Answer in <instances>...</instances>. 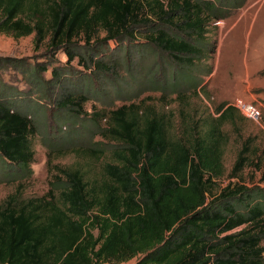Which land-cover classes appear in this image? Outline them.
I'll return each instance as SVG.
<instances>
[{"label": "trees", "instance_id": "16d2710c", "mask_svg": "<svg viewBox=\"0 0 264 264\" xmlns=\"http://www.w3.org/2000/svg\"><path fill=\"white\" fill-rule=\"evenodd\" d=\"M225 14L209 0H0V33L34 34L36 46L46 41L98 71L113 68L114 51L140 57L156 49L178 65L170 81L181 96L201 87L193 62L206 51L209 20ZM41 68L50 72L46 82L72 71L62 63ZM12 95L0 84V170L7 180L31 172L37 132ZM86 100L61 96L55 117L77 114ZM235 111L223 101L215 116L179 137L152 106L96 112L97 121H108L100 133L111 141V160L91 179L78 167H58L54 177L63 184L52 183L41 197L8 194L0 202V264H264V193L244 210L254 189L217 183L225 174L223 126L234 123ZM247 151L243 145L229 178L242 171Z\"/></svg>", "mask_w": 264, "mask_h": 264}, {"label": "rangeland", "instance_id": "374dc122", "mask_svg": "<svg viewBox=\"0 0 264 264\" xmlns=\"http://www.w3.org/2000/svg\"><path fill=\"white\" fill-rule=\"evenodd\" d=\"M240 1L209 0L218 14H226L209 20L206 51L193 62V75L201 81V87L197 93L180 91L181 96L174 92L170 81L171 72H179L178 65L170 55L156 49L140 57L137 53L120 56L111 51L109 64L113 68L98 71L94 64L87 67L77 57L69 60L62 50L48 49L46 41L36 46L34 34L14 38L0 33V84L11 91L16 105L31 115L37 128L31 172L7 180L0 170V202L15 192L24 198L46 195L52 183L63 184L54 177L60 174L58 167H78L88 179L100 174L101 165L112 158L113 146L100 133L108 121H97L96 112L131 103L152 106L169 121L172 136L179 137L186 127L199 124L201 117L215 116L214 107L225 101L236 111L234 123L223 126L227 137L223 146L225 174L217 183L222 187L230 181L253 188V199L246 200L244 210L261 203L258 191L264 193V0H245L237 6ZM55 63L70 66L71 76L64 74L57 82H46L50 72L41 67ZM66 94H81L87 100L77 114L61 111L67 118L59 120L53 106ZM242 103L256 105L260 118L247 117L241 111ZM243 145L248 146V159L242 171L229 178ZM135 260L120 264H135Z\"/></svg>", "mask_w": 264, "mask_h": 264}, {"label": "built area", "instance_id": "2783aa9c", "mask_svg": "<svg viewBox=\"0 0 264 264\" xmlns=\"http://www.w3.org/2000/svg\"><path fill=\"white\" fill-rule=\"evenodd\" d=\"M241 111L247 116L252 119L260 118L259 110L256 105L252 103H242Z\"/></svg>", "mask_w": 264, "mask_h": 264}]
</instances>
